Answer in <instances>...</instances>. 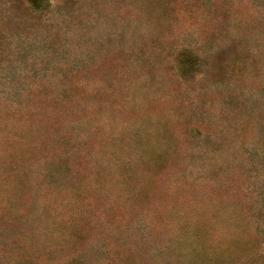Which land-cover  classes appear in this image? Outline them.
Returning <instances> with one entry per match:
<instances>
[{"label": "rangeland", "instance_id": "obj_1", "mask_svg": "<svg viewBox=\"0 0 264 264\" xmlns=\"http://www.w3.org/2000/svg\"><path fill=\"white\" fill-rule=\"evenodd\" d=\"M0 264H264V0H0Z\"/></svg>", "mask_w": 264, "mask_h": 264}]
</instances>
